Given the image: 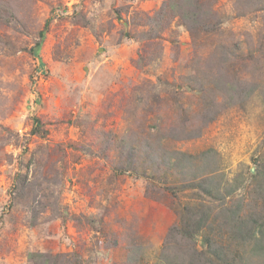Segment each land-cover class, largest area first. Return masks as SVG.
<instances>
[{
  "label": "rangeland",
  "instance_id": "obj_1",
  "mask_svg": "<svg viewBox=\"0 0 264 264\" xmlns=\"http://www.w3.org/2000/svg\"><path fill=\"white\" fill-rule=\"evenodd\" d=\"M165 2L0 0V264H164L180 213L188 247L242 250L223 224L264 205V0H198L194 30L156 23Z\"/></svg>",
  "mask_w": 264,
  "mask_h": 264
},
{
  "label": "trees",
  "instance_id": "obj_2",
  "mask_svg": "<svg viewBox=\"0 0 264 264\" xmlns=\"http://www.w3.org/2000/svg\"><path fill=\"white\" fill-rule=\"evenodd\" d=\"M194 8H199L198 0H166L162 8L155 12V22H164L166 17L172 18L176 14V11H178L177 14L190 21L191 30H194L200 23L203 26L202 22L200 21L194 23L195 17H197V14L194 13ZM201 13L203 15L201 21H205L208 17V13ZM36 46L38 45L36 44ZM36 124L37 125L32 129L31 132L33 134L43 133L39 123ZM119 147H123V142L120 143ZM130 149L132 153L126 157L128 160H131L133 161L132 163H134L136 161L138 146L136 147V145L133 144ZM151 151H153V149ZM151 151L150 156L153 155V152ZM160 164H163L162 161H159L158 158H155L154 165L159 166ZM164 164H166V167H169V165L175 166L172 165L171 159L168 164L166 162H164ZM260 176L261 175L256 172V174L251 178L254 185L257 186V181ZM23 180H25V178H23ZM259 186L258 192L256 189L252 190L250 195L252 199L253 196L256 198H259V196L262 197L261 194L264 191V185ZM197 187L200 188L199 186ZM190 188L193 189L194 185H190ZM218 191L219 190L216 187V189L212 190L208 188L202 192L209 197L217 194ZM253 204L256 203H252V205ZM257 208H261L263 212H258ZM225 211L226 218L223 226L226 229L228 228L229 231L227 232H231L236 235L233 240L236 243V247L241 248L242 250H237L235 252L230 250L229 252L226 249V251H223L222 249L217 248L215 245L209 243L208 238L206 248L203 251H196L194 248L188 247V245L190 246L189 242H191L192 238L194 237V232L191 230H196V232L200 231L202 220L199 218L195 223L194 219L183 220V213H180L178 222L176 221L168 229V232L164 237L161 248L164 264H192L190 261H194V258L196 260V264H264V205H261L260 207L255 206L254 211L251 212L252 214L248 213L245 219H242L240 216V210L238 208L233 211L227 207ZM236 240H239L241 243H238ZM180 241L184 242L185 244H181ZM242 243L244 245H248V250H244L242 248ZM174 251L179 254H176ZM246 252L250 254V261H246L245 259Z\"/></svg>",
  "mask_w": 264,
  "mask_h": 264
}]
</instances>
